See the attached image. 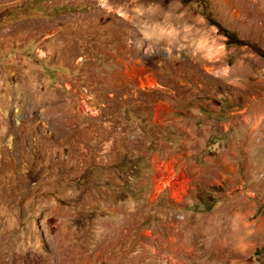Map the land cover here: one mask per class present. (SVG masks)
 <instances>
[{
    "label": "rangeland",
    "instance_id": "374dc122",
    "mask_svg": "<svg viewBox=\"0 0 264 264\" xmlns=\"http://www.w3.org/2000/svg\"><path fill=\"white\" fill-rule=\"evenodd\" d=\"M0 264H264V0H0Z\"/></svg>",
    "mask_w": 264,
    "mask_h": 264
},
{
    "label": "crops",
    "instance_id": "0c3cea01",
    "mask_svg": "<svg viewBox=\"0 0 264 264\" xmlns=\"http://www.w3.org/2000/svg\"><path fill=\"white\" fill-rule=\"evenodd\" d=\"M199 114H201V116L203 118H209V117L214 118L215 115L220 116L219 115L220 114V110L219 111H212V112H209V113H207V111H206V112H202V113H199ZM254 114H255V108L254 107H249V109L246 108V107H244V108H240V110H239V119H238V121H239V130H238V138L244 144L247 143V139L248 138L251 141L253 140L252 142L256 141L257 140V137H259V133L262 131V130H257L259 125H258V122L256 120L258 118H255L254 119ZM224 116H226V115H224ZM162 117H164L163 118V123H169V121L171 119V113H165L164 116H162ZM175 121L178 122L179 119H176ZM224 121H226V120H224ZM226 135H227V133L226 134H223V137L222 138H225ZM245 163H247V162H245ZM257 166H258L257 163H255L254 169H252L254 172H257L258 170H261ZM245 170H246V167H245ZM201 171L203 172L204 170L202 169ZM200 175L201 174H199L197 176H200ZM194 178H195V176H194Z\"/></svg>",
    "mask_w": 264,
    "mask_h": 264
}]
</instances>
